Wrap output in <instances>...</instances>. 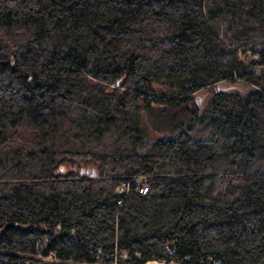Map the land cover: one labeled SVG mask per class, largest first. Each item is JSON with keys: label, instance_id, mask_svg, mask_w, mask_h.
<instances>
[{"label": "trees", "instance_id": "1", "mask_svg": "<svg viewBox=\"0 0 264 264\" xmlns=\"http://www.w3.org/2000/svg\"><path fill=\"white\" fill-rule=\"evenodd\" d=\"M263 63L264 0H0V264H264Z\"/></svg>", "mask_w": 264, "mask_h": 264}, {"label": "built area", "instance_id": "2", "mask_svg": "<svg viewBox=\"0 0 264 264\" xmlns=\"http://www.w3.org/2000/svg\"><path fill=\"white\" fill-rule=\"evenodd\" d=\"M131 183H133L134 188L138 189L140 192H145L148 189V184L146 182L145 177H139V178H133L132 180H123L120 182V184L117 186V191L124 192L127 191L130 188ZM122 198L119 197L118 201H121ZM125 255V252L122 253ZM153 262L161 263L163 261H157L155 259L152 260ZM172 264H177V261H171Z\"/></svg>", "mask_w": 264, "mask_h": 264}, {"label": "rangeland", "instance_id": "3", "mask_svg": "<svg viewBox=\"0 0 264 264\" xmlns=\"http://www.w3.org/2000/svg\"><path fill=\"white\" fill-rule=\"evenodd\" d=\"M262 67H264V63L261 65ZM217 86L220 88H227V87H231V86H235L239 89H244L245 87V83L243 82H227V81H219L217 83ZM209 90L208 89H203L199 92H197V97L200 101H204V99L206 98V96L208 95ZM85 166L82 167V165H80V170L82 172H91L92 170L94 171L93 167L91 166V164H84ZM67 166V163H66Z\"/></svg>", "mask_w": 264, "mask_h": 264}]
</instances>
